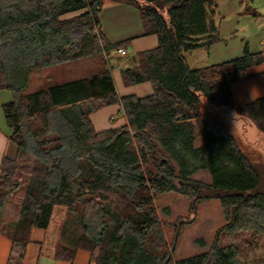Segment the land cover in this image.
Instances as JSON below:
<instances>
[{"label":"trees","instance_id":"trees-1","mask_svg":"<svg viewBox=\"0 0 264 264\" xmlns=\"http://www.w3.org/2000/svg\"><path fill=\"white\" fill-rule=\"evenodd\" d=\"M116 1L137 7L146 33L158 37L155 48L138 52L137 64L122 71L127 85L149 81L151 94L118 95L106 67L70 78L48 72L81 57L88 43L108 54L125 48L128 41L111 43L99 28L103 0H0V90L13 95L3 110L19 150L0 168V231L12 240V254L20 252L19 262L32 229H48L54 208L62 206L80 213L60 230L58 259L73 260L85 249L95 264H244L240 248L220 246L218 236L209 250L175 261L155 200L175 191L191 197L195 209L197 201L217 198L224 228L248 232L250 247L261 245L264 156L253 163L211 115L230 109L264 131V98L234 107L232 94V84L262 63V51L246 47L240 57L192 68L185 52L222 39L214 0ZM80 26L81 48L70 50ZM43 71L44 82L31 84V75ZM110 104L121 106L127 124L96 131L91 114ZM21 154L33 161L22 169L25 187ZM204 169L211 182L193 178ZM22 186L13 216L6 206Z\"/></svg>","mask_w":264,"mask_h":264},{"label":"crops","instance_id":"crops-1","mask_svg":"<svg viewBox=\"0 0 264 264\" xmlns=\"http://www.w3.org/2000/svg\"><path fill=\"white\" fill-rule=\"evenodd\" d=\"M246 1L214 0L213 6L217 14L216 18L220 15L226 16L224 21L220 20L218 22L216 19L219 34L222 39L210 45L209 48H199L194 51L185 52V57L190 66L188 55L193 57L195 55L193 54L194 52L196 54L199 53L198 55L202 59L205 58V61H203L204 65H197L194 68L217 64L240 57L243 55L246 47L252 53L262 51L264 58V13L260 6L252 5L251 3H246L244 6V2ZM250 1L253 2V0ZM247 7L250 8L249 11L245 10ZM99 20V28L107 41L111 43L128 41L125 48L121 49L124 53L127 52L136 56V53L155 48L158 45L157 35L146 33L141 14L133 4L119 1L105 4L100 11ZM239 29L245 34L242 39L239 38L237 33ZM231 33L234 35L228 41H225L224 38ZM113 53L117 56L122 54L119 52ZM248 73L249 76L247 78L235 81L232 84L234 107L264 98V59L262 63L249 67ZM115 85L117 93L120 96L129 94L145 96L153 92L152 84L149 81L133 84L129 88H126L122 84L123 89L119 90L116 79ZM142 90L145 92H142ZM12 99L13 95L10 90H0V168L5 157L14 158L19 153L18 147L10 141L13 129L7 124L3 110V105L12 101ZM230 112L233 114L236 113L233 110L227 109L219 111L216 115L221 116L224 113ZM90 117L96 131L118 128L126 125L128 122L119 104L105 105L98 111L92 113ZM9 204L6 206L7 210ZM12 215L16 216V212H13ZM47 240L48 229L34 227L30 234V241L25 247L24 256L18 262L16 259L19 257L20 252L17 251L12 254V240L0 231V264H8L10 258L12 264L93 263L91 252L85 251V249H78L73 260L58 259L54 255L56 245L54 236H52L54 243H51L48 249H46Z\"/></svg>","mask_w":264,"mask_h":264},{"label":"rangeland","instance_id":"rangeland-1","mask_svg":"<svg viewBox=\"0 0 264 264\" xmlns=\"http://www.w3.org/2000/svg\"><path fill=\"white\" fill-rule=\"evenodd\" d=\"M114 1L116 0H103V6ZM246 3L262 7L261 10H263L264 13V0H253V2L247 0L244 2V6ZM85 12L86 9H82L64 18L78 16ZM225 17L226 16L222 15L218 16V22H220V20L224 21ZM76 29L77 33L74 40L68 45L70 50L81 48L80 41L84 33L83 28L80 26ZM95 33L98 34L97 28H95ZM237 33L240 39L245 35L241 29L237 30ZM233 35L234 34L231 33L226 36L224 38L225 41H228ZM100 44L104 43L101 41ZM81 51H84L81 57L67 60L60 65L52 67L48 72H51L53 75L56 73L65 74L70 78L81 76L83 73H92V71L106 67L111 71L113 79H115L114 82H116L117 79L119 90L123 89V86L129 88L133 85L124 83L122 71L137 64V55L134 56L133 54L124 53V51L122 52L120 50L115 51L120 54L122 53L120 56L115 55V53L108 54L103 49L100 51L97 50L95 43H88ZM193 54H195L193 57L188 55L191 66L194 68L197 65H204L203 61H205V58L202 59L199 57V53L196 54L194 52ZM45 73L46 72L43 71L38 74H32L31 84L38 86L44 82ZM142 92L145 91L142 90ZM213 117L215 122L228 129L236 136L240 147L253 163L261 161V157L264 156V131L260 130L253 121L240 117L238 113H224L221 116L212 114L211 119ZM197 144H201L200 139L197 140ZM18 159L20 161L18 176L22 185L25 187L27 174L23 172L22 169L28 166L26 162L31 165L33 161L32 158L26 161L27 157L23 154H21ZM193 178L207 183L211 182L210 172L206 169L196 172ZM23 186L15 190L10 196L8 210L11 213L19 209L24 193ZM192 202L191 197L188 195L175 191L164 192L156 196L155 203L157 206V213L169 248L172 249L174 246L172 252L175 261L209 250L218 236L220 246L236 245L240 248V257L244 264H264V239L261 245L256 249V247H250L252 238L249 236L248 232L231 233L225 229L224 227L227 224V219L219 199H201L195 203V209L192 208ZM78 208H81V206L78 205ZM77 212L80 213V209L78 211H69L66 207L62 206H56L54 208L50 227L48 228L46 249L50 248L51 243H54L52 236H54L55 241L58 240L60 230L63 228V225H66L68 220H77ZM98 251L99 249L97 248L94 256H97ZM92 264H95V261H93Z\"/></svg>","mask_w":264,"mask_h":264},{"label":"built area","instance_id":"built-area-1","mask_svg":"<svg viewBox=\"0 0 264 264\" xmlns=\"http://www.w3.org/2000/svg\"><path fill=\"white\" fill-rule=\"evenodd\" d=\"M121 51V50H120Z\"/></svg>","mask_w":264,"mask_h":264}]
</instances>
